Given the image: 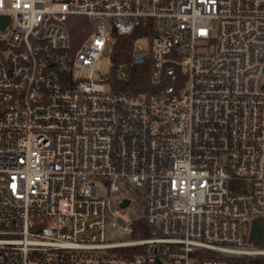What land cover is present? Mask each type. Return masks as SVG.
I'll return each mask as SVG.
<instances>
[{
  "label": "built area",
  "instance_id": "built-area-1",
  "mask_svg": "<svg viewBox=\"0 0 264 264\" xmlns=\"http://www.w3.org/2000/svg\"><path fill=\"white\" fill-rule=\"evenodd\" d=\"M73 16L90 25L79 47ZM147 25L132 59L152 61L156 92L75 78ZM126 199L153 235L111 243ZM256 220L264 0H0V264H239L264 258Z\"/></svg>",
  "mask_w": 264,
  "mask_h": 264
},
{
  "label": "trees",
  "instance_id": "trees-1",
  "mask_svg": "<svg viewBox=\"0 0 264 264\" xmlns=\"http://www.w3.org/2000/svg\"><path fill=\"white\" fill-rule=\"evenodd\" d=\"M86 21V18L82 16H73L69 19V28L74 40L77 34L80 33L81 24H84ZM150 35H155L154 25L137 27L130 35L120 36L115 34L114 49L111 55L113 66L107 79L113 93L134 94L138 96L149 95L158 90L151 83L152 61L149 60L142 66H136L133 65L132 59L135 42L140 38ZM123 66L128 67L131 71L129 79L118 78V73ZM132 230L134 239L148 238L153 235L152 230L142 219L134 222ZM240 261L239 264H264V258H243Z\"/></svg>",
  "mask_w": 264,
  "mask_h": 264
},
{
  "label": "rangeland",
  "instance_id": "rangeland-1",
  "mask_svg": "<svg viewBox=\"0 0 264 264\" xmlns=\"http://www.w3.org/2000/svg\"><path fill=\"white\" fill-rule=\"evenodd\" d=\"M88 27L90 28L88 21H86L84 24H81L80 33L77 34L76 39L74 40L75 47H79L81 45L82 41L86 37L85 31ZM138 45L147 49L149 47V41L145 39L141 40L138 42ZM112 66L111 57L100 58L96 61L92 69H82V71L74 73V76L75 78L89 79L92 75L96 79H100L101 77L108 76L111 73ZM121 73L125 79H129L131 76V71L129 68H122ZM97 185L99 187V192L102 193L103 188L99 183H97ZM119 196L122 199L125 197L132 198L128 192L123 191L119 193ZM143 212L144 207H142V205L135 199H133V203L128 208H121L117 203L115 207L116 215L109 218V222L106 227L108 241L111 243H120L134 240L132 233L124 231L119 224H117V226H114L113 224L117 223L118 220H121L125 225H130L138 221Z\"/></svg>",
  "mask_w": 264,
  "mask_h": 264
},
{
  "label": "water",
  "instance_id": "water-1",
  "mask_svg": "<svg viewBox=\"0 0 264 264\" xmlns=\"http://www.w3.org/2000/svg\"><path fill=\"white\" fill-rule=\"evenodd\" d=\"M2 23L5 22L4 18H2ZM5 26V25H2ZM130 204V200L126 199L124 200V202L122 203L121 207L122 208H127ZM263 238H264V230L262 225H260L259 221H255L254 222V227H253V231H252V237L251 240L256 244V245H260L263 242Z\"/></svg>",
  "mask_w": 264,
  "mask_h": 264
}]
</instances>
